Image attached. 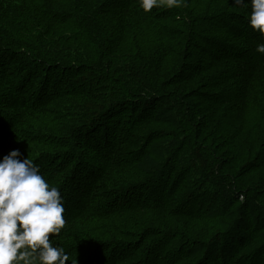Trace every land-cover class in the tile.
Listing matches in <instances>:
<instances>
[{
	"label": "trees",
	"instance_id": "16d2710c",
	"mask_svg": "<svg viewBox=\"0 0 264 264\" xmlns=\"http://www.w3.org/2000/svg\"><path fill=\"white\" fill-rule=\"evenodd\" d=\"M184 1L191 9L194 8L193 0ZM211 2L212 8L225 6L219 10L224 9L222 12L216 14L215 25L208 23L220 34L216 36L210 33V36H202L196 32L195 24L194 29H190L184 36L182 48L188 54L187 57L192 58L187 66L188 72L203 74L205 77L206 73L209 74L203 89L194 90L188 82L189 77H182L181 72L166 76L162 74L159 77L160 85L153 87L151 82H148L149 88L144 89L143 84L125 80L126 71L123 72L120 68L126 64L120 62L119 69H114L119 63V58L115 59V62L112 61L115 54L125 47L127 36L131 32L135 35L132 36L137 38L138 31L143 27L158 32L165 25L178 22L182 15L181 5L171 9L154 8L151 12L144 13L136 0H0V161L16 149L22 154L21 161L27 157L24 156L27 152L18 146L20 133L26 131V125L41 112L52 111L54 108L64 110L59 107L57 100H64V94L68 92L66 86L72 84L70 81L75 77L80 78L83 71L101 75L105 72L112 75H103L110 80L116 74V81H120L127 92L124 103L114 105V109L134 104L131 111L133 121L149 116L146 114L148 107L143 106L145 109H140L138 100L132 103L128 98L141 97L145 101L140 102H149L153 96L148 94H157L170 95L177 100L189 115L192 133L185 137L186 144L196 147L198 143L208 141L212 152H206V156L219 165L220 179L225 178L227 170L233 175L236 166L240 167L238 161L243 157L242 152L235 153V146L218 128L217 118L219 120L223 116L226 119L231 115L232 123L239 125L238 128L234 125L239 133V128L246 124L243 119L245 113L253 115L256 109L261 110L264 107V55L255 51L257 43H264V36L250 27V5L234 6L233 0ZM245 3H249V0H245ZM220 17L224 20L222 23L219 21ZM194 19L195 17L192 20ZM79 40L85 43L82 44ZM93 51L97 59L88 62ZM166 59L163 57L158 63L159 70L164 69ZM219 67H224L225 73L222 77H213L211 73H216ZM50 103L56 105H49ZM112 110L109 109V112ZM263 112L262 109L261 118H257L255 130L253 129L255 137L259 139L253 144L252 152L256 150L255 156L260 164L264 162V141L261 140L264 139ZM104 117L96 118L93 123L95 125L74 134L73 139L78 142L77 149L74 145L72 149L75 150L43 153L33 163L39 167L41 174L52 186L60 189L64 200L66 225L55 238V242L74 258L77 254H86V264H128L133 256L127 254L128 249H114L115 255L109 254L105 259L99 255V251L90 254L82 248L80 250L75 243L74 232L68 231L75 229L74 224L82 220L84 212L97 204L101 194H106L107 198L103 208H100L109 216L162 209L172 194L175 175L166 171L159 175L155 184L160 185L161 189L155 193L148 191L146 194L143 191L134 197L132 194L125 196L120 191L115 197H110L101 192L102 187L110 189V186H113L112 179L119 177L113 170L119 168L115 160L120 153V123H106ZM31 130L36 131L35 128ZM211 132H215L216 137H207ZM71 141L69 140L70 146ZM251 154L253 153L247 152L246 155ZM225 155L227 158L234 155L231 157V166L234 168L224 163ZM47 160L49 162L45 165ZM213 160L212 164H215ZM122 161L125 162L126 159ZM241 161L242 165L246 164V173L257 167V164L250 160ZM226 166L228 168L225 171ZM117 172L119 174L120 170ZM246 185L240 183L237 191L234 184L232 190L237 191L240 196H245V202L246 197L252 193L256 194L257 199L264 198V189ZM198 186V191H201L202 182ZM149 194H154L153 201ZM194 205L195 202L192 201L184 207L185 211H173L171 217L198 218L193 211ZM53 238L50 234V239ZM212 243L214 246L219 242L213 239ZM71 245L75 248L73 252L69 251ZM189 255V252L180 250L168 264H179L182 261L184 264H190L187 263ZM156 259L157 255L154 254L153 259L142 264H161L156 262ZM66 264H71V261H66ZM250 264H264V259L258 257Z\"/></svg>",
	"mask_w": 264,
	"mask_h": 264
},
{
	"label": "rangeland",
	"instance_id": "374dc122",
	"mask_svg": "<svg viewBox=\"0 0 264 264\" xmlns=\"http://www.w3.org/2000/svg\"><path fill=\"white\" fill-rule=\"evenodd\" d=\"M195 1L193 0L195 6L191 9L189 4L181 0L180 20L165 25L157 30L158 32L143 27L138 31L137 38L132 36L133 32L128 34L125 47L120 53L115 54L113 59L111 58L114 62L119 58V63L114 69H119L120 62L126 64L120 68L123 72L126 71L125 80L143 84L144 89L149 88L148 82H151L153 87L160 85L159 77L162 74L166 76L180 72L183 73L182 77H189L188 82L192 89H203L209 74L203 71L204 74L206 73L207 77H205L203 74L188 72L187 66L192 58H188V54L182 48L184 36L190 29H194L195 24L196 32L201 33L202 36H210V33L219 35L220 33L208 23L215 25L216 14L222 12L224 9L219 10L225 6L212 8L211 0H197V3ZM194 17L195 19L192 20ZM219 21L222 23L224 20L220 17ZM79 42L85 43L83 40ZM199 44L201 45L200 41ZM163 57L167 58L165 66L164 69L159 70L158 63ZM89 58L92 61L89 59L88 62L97 59L94 51ZM225 71L224 67H219L216 73L211 74L213 77H220ZM104 74L112 76L105 72L102 75L88 71L81 72L80 78L75 77L70 81L72 84L66 86L68 92L64 94V100H57L63 111L57 108L43 111L26 125L27 130L20 133L18 145L27 152L24 156L37 161L43 153L75 150L78 142L73 139L74 134L84 128L87 130L89 126L95 125L93 123L96 118H103L106 115L104 117L106 123L112 121L120 123L118 131L120 153L115 160L119 168L113 170L119 177L112 179L113 186H110V189L102 187L101 192L107 193L110 197H115L120 191L125 196L132 194L134 197L143 191L146 194L148 191L159 192L161 186L156 185L155 180L165 171L175 175V182L173 188L170 186L172 194L165 201L163 208L158 211L149 209L124 216H109L100 208L107 198L106 194H101L97 204L92 206L91 210L84 212L82 220L74 224L75 229L68 231L74 232L73 237L80 250L82 248L90 254L99 251V255L106 259L109 254L115 255L114 249H128L127 254L133 255L128 264L145 263L153 259L154 254L157 255L156 262L168 264L180 250L191 254L189 261L187 260L190 264H209L211 261V264L223 262L250 264L258 257L264 259V198L257 199L256 194L252 193L246 197L245 202V196H240L237 192L240 183L264 189V162L260 164L255 156L256 150L252 152L253 144L259 139L254 135V125L258 121L257 118H261L260 112L264 107L261 110L256 109L253 115L245 113L243 119L246 124L239 128V133L235 128L239 125L232 123L231 115L226 119L223 116L220 117L221 120L217 118L218 128L235 146V153L242 152L241 160H250L257 164L254 170L246 173L244 172L246 164L242 165V161L239 160L240 167L236 166L233 175L226 166L225 178L220 179L219 165H216L213 159L215 164H212V160L206 156V152H212L210 143L202 141L196 147L186 144L185 137L192 133L189 115L177 100L170 95L157 96V94H148L153 96L149 102H140L145 101L141 97L128 98L131 99L129 102L138 100L140 109H145L143 106L148 107L146 114L149 116L133 121L131 111L134 104L114 109V105L123 104V99L127 96L121 82L116 81L118 76L115 74L110 80L107 76H103ZM109 109L114 111L109 112ZM107 112L109 114H106ZM31 128H35L38 132ZM207 137L210 139L216 137L215 132L208 133ZM69 140L73 141L71 146ZM63 145L64 147L61 148ZM74 145L75 149H72ZM247 152L253 154L246 155ZM232 156L234 155L227 158L225 155L226 165L233 164ZM123 159L126 161H122ZM48 162L47 160L45 165ZM117 170H120L119 174ZM200 182H202V190L198 191ZM234 184L237 188L236 192L232 190ZM149 196L153 201L154 194ZM135 200L137 201V198ZM192 201L195 202L193 211L198 218L171 217L173 211H185L184 207ZM213 239L218 240L219 243L212 246ZM69 251L73 252L75 248L71 245ZM81 255H76L78 264H86L88 256ZM183 262L179 264H184Z\"/></svg>",
	"mask_w": 264,
	"mask_h": 264
},
{
	"label": "clouds",
	"instance_id": "9594fccd",
	"mask_svg": "<svg viewBox=\"0 0 264 264\" xmlns=\"http://www.w3.org/2000/svg\"><path fill=\"white\" fill-rule=\"evenodd\" d=\"M136 2L144 13L181 4V0ZM233 5H250V27L264 36V0H233ZM255 51L264 55V43H257ZM21 155L12 150L0 161V264H78L55 242L66 225L60 189L47 181L32 159L21 161Z\"/></svg>",
	"mask_w": 264,
	"mask_h": 264
},
{
	"label": "bare ground",
	"instance_id": "6f19581e",
	"mask_svg": "<svg viewBox=\"0 0 264 264\" xmlns=\"http://www.w3.org/2000/svg\"><path fill=\"white\" fill-rule=\"evenodd\" d=\"M82 109V108H81ZM85 114V113H84ZM189 171V170H188ZM196 190V189H195Z\"/></svg>",
	"mask_w": 264,
	"mask_h": 264
}]
</instances>
